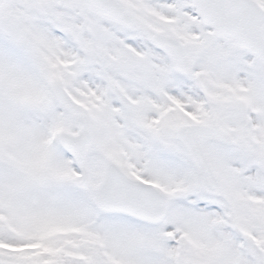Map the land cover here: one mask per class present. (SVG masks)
<instances>
[{
	"label": "snow or ice",
	"instance_id": "snow-or-ice-1",
	"mask_svg": "<svg viewBox=\"0 0 264 264\" xmlns=\"http://www.w3.org/2000/svg\"><path fill=\"white\" fill-rule=\"evenodd\" d=\"M0 264H264V0H0Z\"/></svg>",
	"mask_w": 264,
	"mask_h": 264
}]
</instances>
